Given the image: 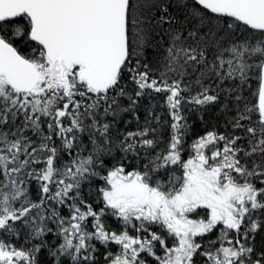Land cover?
<instances>
[{"label": "snow or ice", "instance_id": "1", "mask_svg": "<svg viewBox=\"0 0 264 264\" xmlns=\"http://www.w3.org/2000/svg\"><path fill=\"white\" fill-rule=\"evenodd\" d=\"M0 264H264V0H0Z\"/></svg>", "mask_w": 264, "mask_h": 264}, {"label": "rangeland", "instance_id": "2", "mask_svg": "<svg viewBox=\"0 0 264 264\" xmlns=\"http://www.w3.org/2000/svg\"><path fill=\"white\" fill-rule=\"evenodd\" d=\"M199 212H200V215H203L202 213H203V211L202 210H198ZM195 218V217H194Z\"/></svg>", "mask_w": 264, "mask_h": 264}, {"label": "trees", "instance_id": "3", "mask_svg": "<svg viewBox=\"0 0 264 264\" xmlns=\"http://www.w3.org/2000/svg\"><path fill=\"white\" fill-rule=\"evenodd\" d=\"M202 214H204V213H202Z\"/></svg>", "mask_w": 264, "mask_h": 264}]
</instances>
